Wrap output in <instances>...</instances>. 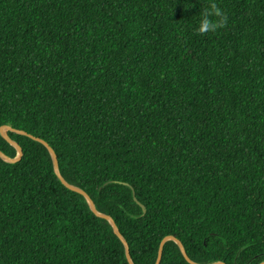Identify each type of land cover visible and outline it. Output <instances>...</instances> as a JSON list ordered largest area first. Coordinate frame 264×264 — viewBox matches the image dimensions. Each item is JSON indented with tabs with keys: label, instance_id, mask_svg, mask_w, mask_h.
I'll return each mask as SVG.
<instances>
[{
	"label": "trees",
	"instance_id": "1",
	"mask_svg": "<svg viewBox=\"0 0 264 264\" xmlns=\"http://www.w3.org/2000/svg\"><path fill=\"white\" fill-rule=\"evenodd\" d=\"M4 126L132 264L264 263V0H0ZM6 134L0 264H129Z\"/></svg>",
	"mask_w": 264,
	"mask_h": 264
},
{
	"label": "water",
	"instance_id": "2",
	"mask_svg": "<svg viewBox=\"0 0 264 264\" xmlns=\"http://www.w3.org/2000/svg\"><path fill=\"white\" fill-rule=\"evenodd\" d=\"M6 131H12V132L14 131V132L17 133V134L27 136L28 138H30V139H32V140H34V141H36V142L42 144V145L47 149L48 153H49L50 156H51L52 163H53V169H54V172H55L56 176L58 177V179H59V180H60V181H61V182L67 187V188H69L70 190H72V191H76V192L82 194V195L84 196V198L86 199V201H87V203H88L89 208L91 209V211H92L95 215H97V216H99V217L105 219L106 221H108V223H109V224L111 225V227H112L113 232H114V233L116 234V236H117V237L123 242V245H124V247H125V256H126V259L128 260L129 264H132V263H131V260H130V257H129L127 244H126V242L122 239V237H121L120 233L118 232V229H117L115 223L113 222V220H112L110 217L106 216V215L99 214L98 212H96V210H95V208H94V206H93V203L91 202V200L88 198V196H87L83 191L79 190L78 188H76V187H74V186H70V185L66 184V183L63 181V179L61 178V176H60V174H59L58 164H57V160H56V155H55L54 151L52 150V148L47 144V142H45L44 140H42V139H40V138H36V137H34V136L30 135V134H27V133H25V132H23V131H15V130H13V129L7 127V126H4V127L0 128V135H1L4 139H6L10 145H12V146L16 149V151H17V155H16V157H15L14 159H9V158H7L6 156H4V155L0 152V158H2L3 160H5V161H7V162H15V161L19 160V158L21 157V150H20V148L16 145V143H14L13 141H11V140L8 138V136H7V134H6ZM134 201H136L135 198H134ZM136 203L141 207V209H142V214H144V213H145V209H144L143 205L139 204V202H137V201H136ZM168 239L173 240V241L177 244V246L180 248V250H181L182 255L184 256V258H185L187 261L191 262V261L186 257L185 252H184V249H183V247L181 246V244H180L178 241H176L174 238L169 237ZM162 243H163V241H162ZM162 243H161V244H162ZM160 258H161V248H159V250H158V254H157V258H156L155 264H159V262H160ZM214 264H222V263H214ZM262 264H264V263H262Z\"/></svg>",
	"mask_w": 264,
	"mask_h": 264
},
{
	"label": "clouds",
	"instance_id": "3",
	"mask_svg": "<svg viewBox=\"0 0 264 264\" xmlns=\"http://www.w3.org/2000/svg\"><path fill=\"white\" fill-rule=\"evenodd\" d=\"M201 30H203V29H201Z\"/></svg>",
	"mask_w": 264,
	"mask_h": 264
}]
</instances>
